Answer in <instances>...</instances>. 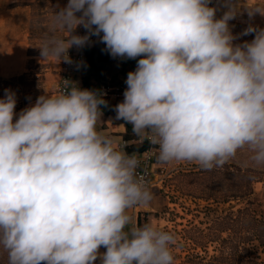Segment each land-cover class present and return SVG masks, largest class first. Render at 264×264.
I'll return each mask as SVG.
<instances>
[{"label": "clouds", "instance_id": "9594fccd", "mask_svg": "<svg viewBox=\"0 0 264 264\" xmlns=\"http://www.w3.org/2000/svg\"><path fill=\"white\" fill-rule=\"evenodd\" d=\"M68 0L37 46L42 61L72 64L69 49L99 37L112 58L137 59L116 119L157 147L161 164L221 168L241 150L264 167V28L234 44L229 21L264 0ZM78 26L86 34H75ZM64 33L66 35H60ZM64 80L15 112L0 98V250L7 264H175L178 238L132 210L153 193L139 160L97 128V91ZM106 249L102 254L99 249Z\"/></svg>", "mask_w": 264, "mask_h": 264}, {"label": "rangeland", "instance_id": "374dc122", "mask_svg": "<svg viewBox=\"0 0 264 264\" xmlns=\"http://www.w3.org/2000/svg\"><path fill=\"white\" fill-rule=\"evenodd\" d=\"M252 2L247 0V4ZM19 3L17 0H0V39L10 40L15 34V22L22 18V13L14 8ZM31 3L32 11L27 15L29 25L23 27L27 36V69L17 75L0 74L8 80L0 81V98L4 97L5 89L16 94L17 117L45 91L55 92L61 63L42 61L37 46L47 34L54 12L62 6L58 0H34ZM249 25L264 28V16L257 13L249 18L247 12L241 10L229 21L231 32L236 37L234 44L254 39L255 33L242 35ZM21 32L22 28H19V34ZM248 158L249 153L245 149L221 168L205 170L195 163L181 162L163 164L156 169V183L150 188L153 193L152 210L144 213L138 224L151 222L176 234L175 264H192L184 261L197 253L209 259L220 252L221 239L228 234L225 216L231 209L236 210L244 204L249 185L254 190L251 198L264 202V167L252 165ZM215 229L219 241L213 240ZM104 250V247L99 249L101 254ZM0 264H7V253L2 250ZM94 264H100L99 257Z\"/></svg>", "mask_w": 264, "mask_h": 264}, {"label": "trees", "instance_id": "16d2710c", "mask_svg": "<svg viewBox=\"0 0 264 264\" xmlns=\"http://www.w3.org/2000/svg\"><path fill=\"white\" fill-rule=\"evenodd\" d=\"M17 5V4H16ZM100 52L93 47L87 50L81 63V68L90 69L91 73L84 77L87 89L97 91L101 79L103 62ZM95 78V80H92ZM0 81H8L0 76ZM136 134L128 138H135ZM128 153L142 151L149 146L148 142L128 145ZM254 190L249 185L244 198V204L236 210L231 209L225 216V230L228 234L221 239L222 249L209 259L195 254L184 261L192 264H264V202L258 198H251ZM218 221V219H216ZM217 238V229L212 234Z\"/></svg>", "mask_w": 264, "mask_h": 264}, {"label": "crops", "instance_id": "0c3cea01", "mask_svg": "<svg viewBox=\"0 0 264 264\" xmlns=\"http://www.w3.org/2000/svg\"><path fill=\"white\" fill-rule=\"evenodd\" d=\"M20 1L16 5L15 11L22 13V18L17 19L15 22V34L10 40L0 39V74L4 75H17L23 73L27 69L28 61V48H27V36L24 34L23 27L28 26L27 15L32 11V1L34 0H17ZM62 7L66 6L68 0H58ZM241 4H247V0L240 2ZM243 10V9H242ZM19 28H22V32L19 34ZM66 35V34H65ZM92 48V47H91ZM93 48L99 53L100 61L103 62V69L101 74L102 78L110 77L114 80L119 79L124 73V65L120 63L116 58H112L107 51H104L105 45L101 42L96 43ZM133 60V59H129ZM3 71V72H2ZM91 73L90 69H81L78 74L84 79L85 76ZM92 80H95L93 78ZM98 92V91H97ZM124 98H110L105 100L106 104L101 105V120L97 121V128L99 131L114 138L116 144L122 143L123 140L129 141V145L135 144L134 138L129 139L134 132L132 126L126 123L124 120L116 119L115 106L122 102ZM128 145L123 148L128 153ZM130 154V153H128ZM152 210L150 204L147 206H139L132 210V214L137 223H139L140 217L144 213H148ZM106 249L104 250V252Z\"/></svg>", "mask_w": 264, "mask_h": 264}, {"label": "built area", "instance_id": "2783aa9c", "mask_svg": "<svg viewBox=\"0 0 264 264\" xmlns=\"http://www.w3.org/2000/svg\"><path fill=\"white\" fill-rule=\"evenodd\" d=\"M244 0H240L242 2ZM209 6L216 7L217 13L216 17L220 18L225 11H227V8L224 6V0H211V3ZM75 34L77 35H84L86 34V30L82 26H78V28L75 31ZM100 42L99 37L92 36L90 37V43L86 45L82 49H77L75 46L73 48L69 49L68 55L71 57L73 63L67 64L61 61L60 67L58 69L59 71V77L55 86V92L64 90V80L70 81L74 83L76 86H78L81 89H87L86 84L82 77L79 76L78 72L82 69L81 63L84 60L87 50L91 47H93L96 43ZM137 59L133 60H124L120 58H116L122 65H124V73L123 75L117 79L114 80L110 77L102 79L97 87V91L99 94L103 96L104 100L110 99V98H124L123 93L127 88V85L125 83L127 79V74L130 71H134L137 66ZM74 84H69L68 87L75 86ZM134 143H144L148 142L149 146L145 148L142 151H135L130 153L129 155H135L139 160V168H138V175L144 178V180L147 182L149 187H153L156 183V169L162 167L163 164L159 163L157 161V152L158 149L156 146L150 143V141L146 137H140L135 136L133 139ZM127 145H129V141L123 140L122 143L118 144L117 146L119 148H125Z\"/></svg>", "mask_w": 264, "mask_h": 264}]
</instances>
